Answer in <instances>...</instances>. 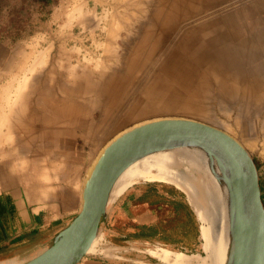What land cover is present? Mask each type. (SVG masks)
Listing matches in <instances>:
<instances>
[{
    "label": "rangeland",
    "instance_id": "rangeland-1",
    "mask_svg": "<svg viewBox=\"0 0 264 264\" xmlns=\"http://www.w3.org/2000/svg\"><path fill=\"white\" fill-rule=\"evenodd\" d=\"M0 42L24 163L81 167L83 190L113 139L183 118L242 144L264 189V0H0Z\"/></svg>",
    "mask_w": 264,
    "mask_h": 264
},
{
    "label": "crops",
    "instance_id": "crops-1",
    "mask_svg": "<svg viewBox=\"0 0 264 264\" xmlns=\"http://www.w3.org/2000/svg\"><path fill=\"white\" fill-rule=\"evenodd\" d=\"M9 57L8 44L0 42V90L8 87ZM6 122L0 112V264H24L50 248L79 214L82 168L72 174L66 162L63 172L24 163L16 145L8 144L14 133ZM152 183L131 184L108 208L101 232L119 249L117 256L89 255L80 264H167L145 254L154 245L181 253L200 250L201 222L188 196L173 185Z\"/></svg>",
    "mask_w": 264,
    "mask_h": 264
},
{
    "label": "water",
    "instance_id": "water-1",
    "mask_svg": "<svg viewBox=\"0 0 264 264\" xmlns=\"http://www.w3.org/2000/svg\"><path fill=\"white\" fill-rule=\"evenodd\" d=\"M145 124L147 125L133 130L114 144L113 139L105 147L83 186L79 214L50 248L24 264H80L87 256L94 255L89 254V250L97 237L99 239L103 236L100 223L102 220L104 225L106 221L110 204L109 191L121 171L132 161L150 152L189 142L211 145L225 161L239 171L243 212L237 229L233 264H264L262 189L257 165L247 149L225 131L195 120L170 118ZM166 184L183 191L173 183Z\"/></svg>",
    "mask_w": 264,
    "mask_h": 264
},
{
    "label": "bare ground",
    "instance_id": "bare-ground-1",
    "mask_svg": "<svg viewBox=\"0 0 264 264\" xmlns=\"http://www.w3.org/2000/svg\"><path fill=\"white\" fill-rule=\"evenodd\" d=\"M145 181L173 183L189 194L201 222L202 248L207 254L203 258L162 249L152 251L153 256L167 264H233L237 229L243 212L239 192L241 176L214 147L189 142L137 158L113 182L109 203L132 183ZM100 224L102 228V220ZM97 240L98 237L89 254L98 252Z\"/></svg>",
    "mask_w": 264,
    "mask_h": 264
},
{
    "label": "built area",
    "instance_id": "built-area-1",
    "mask_svg": "<svg viewBox=\"0 0 264 264\" xmlns=\"http://www.w3.org/2000/svg\"><path fill=\"white\" fill-rule=\"evenodd\" d=\"M96 249L98 250L97 253H95L94 255L98 254V255H104V256H117V252H119L114 246H111L105 239L104 237H100L97 241V246ZM162 249H166L160 245H154L152 246L150 249L146 250L147 251V255L150 256L151 258L160 261L158 258H156L155 256H153L151 254L152 251L156 252V251H161ZM162 262V261H160Z\"/></svg>",
    "mask_w": 264,
    "mask_h": 264
},
{
    "label": "trees",
    "instance_id": "trees-1",
    "mask_svg": "<svg viewBox=\"0 0 264 264\" xmlns=\"http://www.w3.org/2000/svg\"><path fill=\"white\" fill-rule=\"evenodd\" d=\"M151 186H159V187H163V188L173 189L172 187H170V186H171L170 184L160 183V182H153V183L151 184ZM262 193H263V197H262V199H263V203H264V189H263V188H262ZM159 234H160L159 232H157V233H151V235H153V236H154V235L157 236V235H159ZM140 235H141V236L144 235L143 230H141Z\"/></svg>",
    "mask_w": 264,
    "mask_h": 264
}]
</instances>
